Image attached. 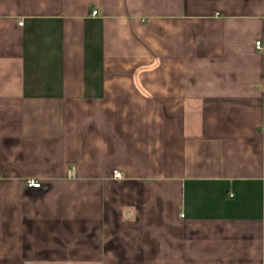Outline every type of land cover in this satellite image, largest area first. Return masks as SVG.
<instances>
[{
  "label": "crops",
  "instance_id": "crops-1",
  "mask_svg": "<svg viewBox=\"0 0 264 264\" xmlns=\"http://www.w3.org/2000/svg\"><path fill=\"white\" fill-rule=\"evenodd\" d=\"M0 264H264V0H0Z\"/></svg>",
  "mask_w": 264,
  "mask_h": 264
},
{
  "label": "built area",
  "instance_id": "built-area-1",
  "mask_svg": "<svg viewBox=\"0 0 264 264\" xmlns=\"http://www.w3.org/2000/svg\"><path fill=\"white\" fill-rule=\"evenodd\" d=\"M94 13L96 14L97 11H95ZM21 24H22V23H21ZM256 48H257L258 50H262V49H263V43H262V41H257V42H256ZM115 176H116V177H121V174H119V173H115ZM28 185H29L30 187L38 188V187L41 186V183H40V182H36V181H34V180H29V181H28Z\"/></svg>",
  "mask_w": 264,
  "mask_h": 264
}]
</instances>
